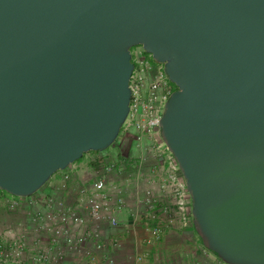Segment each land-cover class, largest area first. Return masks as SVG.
I'll return each instance as SVG.
<instances>
[{"label": "water", "instance_id": "water-1", "mask_svg": "<svg viewBox=\"0 0 264 264\" xmlns=\"http://www.w3.org/2000/svg\"><path fill=\"white\" fill-rule=\"evenodd\" d=\"M136 45L176 87L159 126L197 237L264 264V0H0V190L115 142Z\"/></svg>", "mask_w": 264, "mask_h": 264}, {"label": "built area", "instance_id": "built-area-1", "mask_svg": "<svg viewBox=\"0 0 264 264\" xmlns=\"http://www.w3.org/2000/svg\"><path fill=\"white\" fill-rule=\"evenodd\" d=\"M132 56L134 66L128 84V113L120 127L119 141L105 152L103 174L95 173L89 196L80 198L76 208L64 207L63 202L54 196L43 197L39 190L29 195L28 200V196L6 192L11 198L7 202L9 211L23 212L27 206L36 207L29 213L35 242L33 247L28 245L24 228L19 232L12 231L7 239L0 238V264H66L68 256L80 253L85 255L89 264L113 263L111 257L102 254L107 240L103 238L99 223L104 220L111 226L119 223L117 212L125 202L123 194L133 187L129 180L121 186L111 180V175L120 171L117 154L123 150L128 153L132 143L140 147L144 157L153 163L145 171L146 180L173 199L184 227L192 224L189 193L177 162L162 140L159 126L164 104L174 90L173 83L169 81L163 63L154 60L150 53L141 48L133 51ZM66 178L68 175H64ZM152 185L144 187L140 200L147 207L148 217L155 218L154 206L162 199L154 193ZM146 229L149 232L147 243L159 238V227L146 225ZM41 240L45 243L41 244ZM88 243L92 247H88ZM137 259L143 258L138 256Z\"/></svg>", "mask_w": 264, "mask_h": 264}, {"label": "crops", "instance_id": "crops-1", "mask_svg": "<svg viewBox=\"0 0 264 264\" xmlns=\"http://www.w3.org/2000/svg\"><path fill=\"white\" fill-rule=\"evenodd\" d=\"M121 152L117 154L118 163L121 164L120 171L114 172L111 180L121 186L129 180L133 189L123 194L125 202L117 212L119 223L115 226H111L106 220L99 223L103 238L107 240L102 254L113 259L111 264H226L204 248L192 224L187 227L182 225L173 199L146 180L145 171L153 163L144 157L143 150L132 143L128 153L124 150ZM105 154L104 151L85 153L66 169L55 172L38 192L43 197L54 196L61 200L66 208H76L80 198L89 196L95 173L102 172ZM64 175H68V178L64 179ZM151 185L154 193L159 194L162 199L154 206L155 218L148 217L147 207L140 200L144 187ZM30 198L28 196L26 200ZM9 199L10 195L0 191V238L7 239L12 231L19 232L24 228L27 232V243L33 247L35 234L31 230L29 213L36 207L27 206L28 209L23 212H11L7 208ZM146 225L160 228L158 239L147 243L149 232ZM37 236L44 239L42 235ZM44 243L45 241L41 240V244ZM88 247H92V244L88 243ZM138 256L143 259L139 261ZM67 260L66 264H89L82 253L68 256Z\"/></svg>", "mask_w": 264, "mask_h": 264}, {"label": "rangeland", "instance_id": "rangeland-1", "mask_svg": "<svg viewBox=\"0 0 264 264\" xmlns=\"http://www.w3.org/2000/svg\"><path fill=\"white\" fill-rule=\"evenodd\" d=\"M138 49H141V47L139 46V45H136V46H133L132 48H131V52H133V51H136V50H138ZM119 136L116 138V141H115V143H117L118 141H119ZM114 145V143L111 145V146H109L108 148H106V150L104 151V152H107V151H110V149H111V147ZM0 191H2V190H0Z\"/></svg>", "mask_w": 264, "mask_h": 264}, {"label": "flooded vegetation", "instance_id": "flooded-vegetation-1", "mask_svg": "<svg viewBox=\"0 0 264 264\" xmlns=\"http://www.w3.org/2000/svg\"><path fill=\"white\" fill-rule=\"evenodd\" d=\"M172 87H173L174 89L176 88L174 84H172Z\"/></svg>", "mask_w": 264, "mask_h": 264}]
</instances>
